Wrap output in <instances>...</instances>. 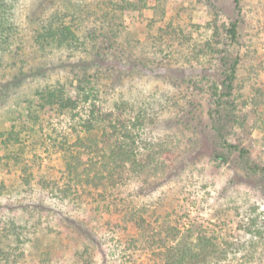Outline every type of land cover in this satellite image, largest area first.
<instances>
[{
  "label": "rangeland",
  "instance_id": "obj_1",
  "mask_svg": "<svg viewBox=\"0 0 264 264\" xmlns=\"http://www.w3.org/2000/svg\"><path fill=\"white\" fill-rule=\"evenodd\" d=\"M0 6V264H264V0Z\"/></svg>",
  "mask_w": 264,
  "mask_h": 264
},
{
  "label": "trees",
  "instance_id": "obj_2",
  "mask_svg": "<svg viewBox=\"0 0 264 264\" xmlns=\"http://www.w3.org/2000/svg\"><path fill=\"white\" fill-rule=\"evenodd\" d=\"M236 3H237V5H239V0H236ZM0 8H2V7L0 6ZM1 24H2V27L4 28L5 27L4 20L1 21ZM236 27L237 26L234 23L232 28H231V32L233 33V35H236ZM234 68L235 67H233L232 69L234 70ZM233 78H234V72L229 77L230 83H232ZM54 94L55 93H53V92L49 93L47 95L44 94V96L42 97L43 100H46L44 103L55 104L57 101L55 102V100H54V98H55V97H53ZM58 105L64 106V103L59 102ZM233 147L239 148L237 146H233ZM240 151H241V155L243 156V158H245L244 154H246V151L243 149H241ZM180 244L182 245V243H180ZM172 249L173 248H167L168 252H167V250L165 252H163L166 264H190V262H193L191 247L190 248L189 247H186V248L183 247V249H181V250L180 249H174L177 251V253L173 252Z\"/></svg>",
  "mask_w": 264,
  "mask_h": 264
}]
</instances>
